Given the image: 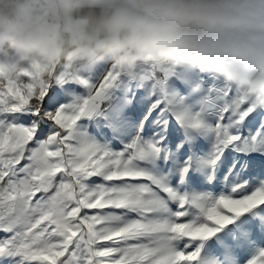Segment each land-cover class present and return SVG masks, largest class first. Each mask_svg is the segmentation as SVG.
I'll return each instance as SVG.
<instances>
[{
    "label": "snow or ice",
    "instance_id": "1",
    "mask_svg": "<svg viewBox=\"0 0 264 264\" xmlns=\"http://www.w3.org/2000/svg\"><path fill=\"white\" fill-rule=\"evenodd\" d=\"M175 66L0 81V264H264V97L213 75L172 97ZM126 81L146 112L114 150L78 122ZM74 85L84 94L62 103ZM111 119L122 124L119 107Z\"/></svg>",
    "mask_w": 264,
    "mask_h": 264
},
{
    "label": "clouds",
    "instance_id": "2",
    "mask_svg": "<svg viewBox=\"0 0 264 264\" xmlns=\"http://www.w3.org/2000/svg\"><path fill=\"white\" fill-rule=\"evenodd\" d=\"M149 61L264 97V0H0V81Z\"/></svg>",
    "mask_w": 264,
    "mask_h": 264
},
{
    "label": "rangeland",
    "instance_id": "3",
    "mask_svg": "<svg viewBox=\"0 0 264 264\" xmlns=\"http://www.w3.org/2000/svg\"><path fill=\"white\" fill-rule=\"evenodd\" d=\"M204 75L207 76L208 74L205 73ZM135 87L132 82L127 83L125 98L117 106L120 109L122 117L121 125H114L112 123L110 113L108 116H97L96 119L89 123L87 128L79 130L103 146L114 150L122 148L128 139L135 135L138 121L143 119L141 113L146 112L145 95L135 93L133 91ZM179 97L181 96L176 98ZM178 127L179 125H177ZM180 134H183L182 131Z\"/></svg>",
    "mask_w": 264,
    "mask_h": 264
},
{
    "label": "crops",
    "instance_id": "4",
    "mask_svg": "<svg viewBox=\"0 0 264 264\" xmlns=\"http://www.w3.org/2000/svg\"><path fill=\"white\" fill-rule=\"evenodd\" d=\"M205 73H200L197 69H193L189 66L185 65H176L175 66V75L169 80L168 84V94L172 97H188L190 88L188 87L192 80L196 79L198 76H205ZM130 81H126L122 83L120 87H118L108 99L101 102L100 107L92 112L91 115L84 116L78 122L79 129L87 128L89 123H91L97 116H108L113 107H117L120 105L121 101L125 98L126 95V86ZM74 90L68 92L64 95L62 99V103L70 102L75 96L83 95L85 89L80 86H73ZM135 93L139 95H146L142 88L135 87L133 88ZM116 140V139H115Z\"/></svg>",
    "mask_w": 264,
    "mask_h": 264
}]
</instances>
